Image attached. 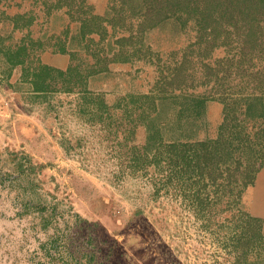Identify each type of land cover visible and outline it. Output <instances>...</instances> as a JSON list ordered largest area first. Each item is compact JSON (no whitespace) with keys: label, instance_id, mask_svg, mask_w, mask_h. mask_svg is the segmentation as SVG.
Returning a JSON list of instances; mask_svg holds the SVG:
<instances>
[{"label":"rangeland","instance_id":"1","mask_svg":"<svg viewBox=\"0 0 264 264\" xmlns=\"http://www.w3.org/2000/svg\"><path fill=\"white\" fill-rule=\"evenodd\" d=\"M0 37L33 44L55 84L0 51V264H264V167L238 198L153 163L158 139H214L226 103L264 90V39L242 61L130 0H2Z\"/></svg>","mask_w":264,"mask_h":264},{"label":"trees","instance_id":"2","mask_svg":"<svg viewBox=\"0 0 264 264\" xmlns=\"http://www.w3.org/2000/svg\"><path fill=\"white\" fill-rule=\"evenodd\" d=\"M122 1L128 3V0ZM130 1L153 13V19L169 17L182 11L189 19H193L197 31L206 36L207 46L217 43L221 38L224 39L223 43L233 40L237 43V56L241 57L242 61H246L255 45L263 43L264 0ZM19 27L22 26L15 22L13 28ZM58 45L55 44V51H66V48ZM0 51L9 56L8 62L12 66L24 67L28 64L25 71L30 72L34 90L45 91L55 85L46 78L47 72L53 68L41 63L37 58L38 50L25 39L14 46L0 42ZM100 64L101 60L97 59L93 67ZM76 70L71 64L62 74L70 77ZM78 76L80 79L83 77L81 74ZM67 82L64 81L63 85ZM69 83L79 82H73L71 79ZM74 87L71 89L74 90ZM239 95L232 99V103L225 104L224 121L216 138L170 143L160 138L156 146L154 144L153 163L157 168L166 166L168 175L165 173V176L172 180L177 179V186L182 187L183 181L190 173L195 186L206 183L217 186L218 189L230 188V196L239 198L243 190L254 183L258 172L264 167V90L252 88L247 92H240ZM104 102L101 98L95 102V114H105ZM154 111H158L156 102ZM153 127V137L160 135L161 128L157 125ZM229 201L227 200V203L230 204Z\"/></svg>","mask_w":264,"mask_h":264},{"label":"bare ground","instance_id":"3","mask_svg":"<svg viewBox=\"0 0 264 264\" xmlns=\"http://www.w3.org/2000/svg\"><path fill=\"white\" fill-rule=\"evenodd\" d=\"M260 188H262L261 192H264V186H261Z\"/></svg>","mask_w":264,"mask_h":264}]
</instances>
